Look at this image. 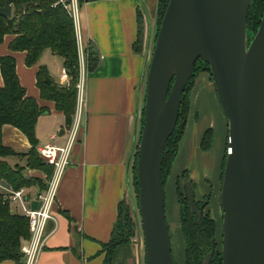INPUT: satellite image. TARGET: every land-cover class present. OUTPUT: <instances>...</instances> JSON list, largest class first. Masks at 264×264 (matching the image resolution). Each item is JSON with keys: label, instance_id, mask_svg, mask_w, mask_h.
<instances>
[{"label": "crops", "instance_id": "0c3cea01", "mask_svg": "<svg viewBox=\"0 0 264 264\" xmlns=\"http://www.w3.org/2000/svg\"><path fill=\"white\" fill-rule=\"evenodd\" d=\"M76 3L77 22L74 28L77 49L84 51L91 43L101 56V62L95 71L85 74L80 111L82 132L71 149L69 164L60 177L52 206L54 220L47 224L49 235L36 264H101V245L109 241L119 205L127 197L126 161L135 130L138 138L144 104L142 77L146 68V42L142 53L134 52L137 11L144 9L142 0H76ZM13 38L10 35L4 37L0 44V57L9 55L15 59L16 74L26 96L34 99L40 108L48 109L41 116L49 115L53 110L62 119L63 124L53 129L48 139L53 145L63 147L70 127L64 126V117L56 111L53 102L40 99L36 87L35 76L39 66L48 67L41 62V58L36 65L26 67L25 53L8 49ZM46 52L53 58H59L61 65L56 76L47 70L50 79L56 84L65 85L66 82L61 79L63 59L48 50ZM61 130L64 132L62 136L59 135ZM207 130L212 132V142L207 151H202L200 144ZM52 136H55L54 140ZM226 139V117L210 76L201 72L190 91L186 126L171 168L175 178L186 171L194 185H198L195 188L197 200L208 194L209 183L213 189L220 187L221 154ZM2 143L19 153H26L30 147L26 137L11 126L3 128ZM45 144L51 143L39 144L38 141L37 147ZM213 146L220 149L219 160L211 163L206 158L200 159L204 156L202 152L209 153ZM198 150L201 152L198 153ZM10 158L11 161L6 159L10 165L18 162L16 157ZM132 162L133 158L129 171L130 183L133 180ZM29 175L41 180L45 186L50 180L40 171L28 170ZM0 185L9 187L2 180ZM32 189L35 190L34 194L29 193ZM165 189L170 193V172ZM39 192L36 187L26 189L29 208H37L38 203L34 198ZM166 207L168 215L171 195ZM177 207L175 201V223L178 221ZM141 246L133 241L119 245L113 252L112 264H142ZM2 264L12 263L7 261Z\"/></svg>", "mask_w": 264, "mask_h": 264}, {"label": "water", "instance_id": "95a60500", "mask_svg": "<svg viewBox=\"0 0 264 264\" xmlns=\"http://www.w3.org/2000/svg\"><path fill=\"white\" fill-rule=\"evenodd\" d=\"M253 0H169L143 72V124L136 161L137 211L130 189L134 131L126 161V196L144 247V264H175L165 214L161 165L177 121L182 94L197 61L206 63L227 120L219 192L222 212L221 264H264V14L248 45L247 18ZM145 9V3L142 0ZM8 3L0 16L9 17ZM47 84L52 80L45 79ZM45 114V113H44ZM136 109V117H137ZM137 125V124H136ZM61 130L59 135H63ZM198 222L194 189L184 182ZM139 217V220H138ZM141 231V233H140ZM211 250L203 264H209Z\"/></svg>", "mask_w": 264, "mask_h": 264}, {"label": "trees", "instance_id": "16d2710c", "mask_svg": "<svg viewBox=\"0 0 264 264\" xmlns=\"http://www.w3.org/2000/svg\"><path fill=\"white\" fill-rule=\"evenodd\" d=\"M58 1L0 0V8L4 7L6 3L11 7V15L9 17L0 16V44L6 35L13 36L14 38L9 43L8 49L11 52L25 53L24 63L26 67L36 65L42 54L47 50L63 59V68L68 75L67 84L59 85L54 82L47 84L45 79H50V77L44 66H39L35 78L40 99L53 102L56 111L62 113L64 117V126L69 128L76 110V84L79 79V61L73 20ZM168 1L159 0V23ZM263 14L264 0H253L248 13L247 29L250 27L252 20L253 29L256 31L261 25ZM136 44L137 42L134 44V52L138 53L139 47H136ZM140 48H142V45ZM85 57L87 73L95 71L100 66L101 56L91 43L85 48ZM201 72H206L210 76L208 65L199 60L196 62L192 76L182 94L178 121L164 149L161 165L163 190L165 180L177 156L179 142L184 134L189 110L190 91L194 85L195 78ZM0 80V180L14 190L36 187L41 192L46 189L41 180L25 178L22 173L24 169H29L42 172L47 180L52 176L53 167L46 165L38 156V140L35 133L38 118L48 112V109L40 108L34 99L26 96L24 88L19 83L15 59L12 56L0 57ZM210 80L212 81L211 77ZM139 124L137 145L132 162V185L133 189L135 187V193H138L136 161L139 135L143 124L142 113ZM5 126L17 129L26 137L30 145L26 153L16 152L2 143V130ZM211 142L212 132L207 130L200 144L201 150L207 151L211 146ZM224 154H226V150ZM10 157L25 159V164L19 165L16 163L10 165L6 161ZM224 162L225 155L221 165L220 182ZM182 174H187V172L184 171ZM182 177L187 178L186 175ZM191 185L195 188L194 184ZM183 195L178 194L177 199L179 204V222L185 242L186 264H202L205 255L210 251L211 240L215 238L216 222L209 215H206L202 218L199 226L197 218L191 211L185 192ZM135 199L137 200V196H135ZM208 199L210 197L206 196L205 200ZM120 205H122V202ZM120 205L110 239L107 243L101 245L100 254H105L104 264H112V255L115 248L122 244L131 243V237L134 236V232L136 234L135 223L132 216H129L130 207L129 209L127 208L121 217ZM171 212H174V210H171ZM28 238L27 219L16 210H12L3 200L0 193V264L7 261L12 264H24V257L20 247ZM210 264H221V252L216 251L214 253Z\"/></svg>", "mask_w": 264, "mask_h": 264}, {"label": "rangeland", "instance_id": "374dc122", "mask_svg": "<svg viewBox=\"0 0 264 264\" xmlns=\"http://www.w3.org/2000/svg\"><path fill=\"white\" fill-rule=\"evenodd\" d=\"M145 3V9L140 8V10L137 11V39H136V47H139L138 53H142L143 51V46H145V42H146V38H147V34H148V30L150 31V47H149V54H151L152 52V47L154 45V39H155V35L158 32L159 29V0H144ZM161 22V21H160ZM254 23V22H253ZM259 28H257L256 31H254L253 26H252V20H251V24L250 27L247 29V40H248V45L251 43V41L253 40V38L255 37L257 31ZM142 45V48H140ZM60 59L59 58H53L52 56H50L49 52H46L42 55L41 57V62H45V64L47 65V70L49 71V73L53 76H56L61 69V65L59 63ZM67 84V82H66ZM62 85V84H61ZM64 85V84H63ZM144 105V104H143ZM59 124H63L62 119L55 114V112L53 110H51V113L49 115L46 116H40L37 120V124H36V129H35V133H36V137L37 140L40 143H51L54 144L53 142H50V140L48 139V137L50 136L51 132L53 131V129H55ZM227 140V139H226ZM58 144V143H56ZM226 147L225 144L223 146L222 149V154H221V159L223 160L224 157V153H225ZM194 151H191V153ZM201 151L198 150V153H200ZM219 152L220 149L219 148H215L213 146L212 150L209 153H203L204 156H201L200 159H205L207 161H211V163H213L214 160H219ZM11 161V158H9ZM18 162L16 161L17 164L19 165H24L25 164V159H20L17 158ZM8 161V159H7ZM10 163V162H9ZM14 165V164H11ZM172 168V167H171ZM28 170L29 169H24L22 176H24L25 178H30V179H35V177L29 175L28 176ZM172 170V169H171ZM34 171V170H33ZM181 174L178 175L176 178L174 176H172V173L170 171V193L165 189L166 184H167V179L165 180V185H164V191H165V212H166V204L169 202L170 199V195L172 196L171 199V210H174V203L176 201V205H178L177 207V220L176 223L174 222V212H169L168 210V215L167 216V222H168V227H169V232H170V237H171V251H172V256L174 259V262L176 264H186V258H185V242H184V238H183V234L181 232V225L179 222V204H178V199H177V195L181 194L182 196H184V190L182 187V178H181ZM168 178V177H167ZM215 180V178L213 179ZM220 181V179H219ZM210 184V183H209ZM208 184V191L206 190V193H208L206 196H209L211 199V202L209 204V210H210V215L211 217L214 218L215 220V224H216V232H215V242L217 245L216 251L217 252H221V231H222V212L220 209V203H219V188H211V186H209ZM198 188V185L195 186V188ZM130 189L132 191L133 194V198H134V202H135V206H136V211H137V200L135 199V196H137V192L135 193V187L133 189V185L132 182L130 183ZM178 189V190H177ZM35 190L32 189L31 194H34ZM213 198V200H212ZM174 200V201H173ZM127 208L129 209V203L126 199L124 198V200L122 201V205H120V214L122 217V214L124 212H126ZM205 210H208V208H206ZM176 211V210H175ZM167 213V212H166ZM129 216L130 215V210H129ZM139 220V217H138ZM141 233V231H140ZM131 241H133L134 243H137V235L134 232V236L131 237ZM141 247H142V264H144V247H143V242H142V238H141ZM104 255L105 254H101V256L103 257V260L101 262V264H104ZM176 259V261H175ZM89 261H87L88 263Z\"/></svg>", "mask_w": 264, "mask_h": 264}, {"label": "built area", "instance_id": "2783aa9c", "mask_svg": "<svg viewBox=\"0 0 264 264\" xmlns=\"http://www.w3.org/2000/svg\"><path fill=\"white\" fill-rule=\"evenodd\" d=\"M68 15L72 18L73 23L77 22V3L76 0H59ZM79 79L76 84L77 100L76 110L73 117L72 125L69 128L68 139L63 147L53 144H45L37 147L38 156L46 164L53 167V173L50 180L46 183V189L36 194L34 200L38 203L37 208L31 209L27 206L26 189L21 188L14 190L4 188L0 185L3 200L12 210H18L28 221L29 238L23 242L20 251L24 257V264H36L38 257L43 250L46 238L49 235L47 224L54 220L52 215V206L54 205L57 186L64 168L69 164L72 147L80 139V111L84 99V82L86 70V57L84 51L79 48ZM61 79L68 82V75L63 69ZM52 140L55 136H52Z\"/></svg>", "mask_w": 264, "mask_h": 264}, {"label": "flooded vegetation", "instance_id": "af4514ba", "mask_svg": "<svg viewBox=\"0 0 264 264\" xmlns=\"http://www.w3.org/2000/svg\"><path fill=\"white\" fill-rule=\"evenodd\" d=\"M184 175H186L187 176V178H183V177H181L182 178V187H184V192H185V194H186V190H185V186H184V182L185 181H189L190 182V184H194L192 181H191V179L189 178V174L187 173V174H182L181 176H184ZM222 177V176H221ZM192 182V183H191ZM220 185H221V182H220ZM192 186V185H191ZM193 189H194V201L195 202H197V203H195V206H196V209L201 213V220H202V218H204L206 215H209L210 217H211V215H210V210H209V204L210 203H212L211 202V199H208V200H205V198H206V196H204V197H202V199L201 200H197L196 199V195H195V192H196V190H195V188L194 187H192ZM219 192H220V188H219ZM206 208H208V210H205ZM192 211V210H191ZM193 213V212H192ZM165 214H166V212H165ZM193 215L196 217V215L193 213ZM197 218V217H196ZM213 220H214V218L213 217H211ZM166 220H167V218H166ZM197 221H198V219H197ZM168 223V222H167ZM198 224H199V222H198ZM201 225V221H200V224H199V226ZM169 235H170V232H169ZM221 239H222V231H221ZM170 240H171V237H170ZM222 241V240H221ZM211 242L213 243V247H214V253L216 252V248H217V245H216V242H215V238L213 239V240H211ZM210 250H211V246H210ZM210 252V251H209ZM209 252L205 255V257H204V259L206 258V256L209 254ZM214 253H213V255H214ZM213 255H212V257H213ZM212 257H211V259H212ZM211 261V260H210ZM203 262H204V260H203ZM203 264V263H202ZM209 264H210V262H209Z\"/></svg>", "mask_w": 264, "mask_h": 264}]
</instances>
